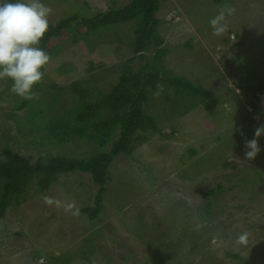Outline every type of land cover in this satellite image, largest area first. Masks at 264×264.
<instances>
[{
	"label": "rangeland",
	"instance_id": "1",
	"mask_svg": "<svg viewBox=\"0 0 264 264\" xmlns=\"http://www.w3.org/2000/svg\"><path fill=\"white\" fill-rule=\"evenodd\" d=\"M129 1L43 0L52 9L49 23ZM159 2L158 32L168 48L160 61L163 70L205 87L216 104L206 108L203 99L188 97L196 104L181 112L182 102L152 96L144 108L164 135L148 133L131 154L116 157L98 217L73 214L93 201L97 186L90 175H60L47 190L31 189L26 201L6 209L0 218V264H264V135L256 138L261 149L256 157L245 158L246 141L264 126V90L241 92L251 77L243 76L253 74L260 60L264 0ZM226 7L234 9L229 28L213 35L209 21ZM133 26L105 27L77 42L73 34L81 27L75 26L50 40V61L36 93L43 119L74 103L68 87L73 81L98 92L116 83L134 55ZM145 56L132 68L143 66L152 52ZM257 73L252 82L262 78L264 86V68ZM11 86L10 79H0V159L22 154L35 163L49 153L84 157L96 147L82 139L50 144L45 132L28 122L29 107L15 108L21 97ZM58 90V100L49 106ZM210 189L215 193L208 194ZM70 203L75 207L67 209ZM244 232L249 237L242 246L237 237Z\"/></svg>",
	"mask_w": 264,
	"mask_h": 264
},
{
	"label": "trees",
	"instance_id": "2",
	"mask_svg": "<svg viewBox=\"0 0 264 264\" xmlns=\"http://www.w3.org/2000/svg\"><path fill=\"white\" fill-rule=\"evenodd\" d=\"M225 1L212 0L214 4H224ZM112 3L105 11L92 16L85 17L80 15L81 13H72L49 23L48 31L37 46L43 48L51 57L52 51L47 47L50 40L67 35L75 26L81 27L73 34L72 39L77 42L79 36H87L105 27L131 22L134 24V38L131 43L134 55L126 61L116 83L111 85L107 92H98L79 80L71 82L68 87L76 97L74 103L62 114L49 117L47 120L43 119L45 114L40 109L41 101L37 98L33 100L21 98L15 104V108L19 110L29 107L28 122L33 124L32 128L42 129L45 132L44 138L50 144L64 145L82 139L94 142L97 144L96 147L84 157L67 153H49L40 156L35 163H30L22 154H9L1 158L0 218L4 216L9 206L26 201L31 189L45 191L60 175L78 171L89 174L97 186L92 203L79 208L80 213L90 220H95L103 210L109 169L116 157L120 154H131L136 144L146 141L148 133L164 135L157 119L144 108L151 97L156 96L154 93L158 90L157 85L163 88L159 96L177 105L182 102L179 105L183 107L181 112L190 107L194 108L196 104L188 102V97L203 99L201 102L206 108L214 107L216 104V100L211 98L209 90L205 87L192 83L186 77H177L163 70L160 61L168 53V48L164 47V39L158 32L161 23L156 16L160 6L159 0H130L118 5ZM258 40L260 60L253 74L243 76L245 79L251 76L250 81H246V85L243 86L241 91L243 93L253 88L255 93L264 90L262 78L255 81L256 83L252 82L253 76L255 78L258 76L255 72L264 68V35ZM146 52H152V56L143 66L133 69L131 64L136 58H146ZM33 91L35 93L41 91L38 84L34 85ZM59 96L58 90L52 99L47 100V102L52 100L49 106L57 101ZM40 120L41 123L37 125ZM205 123L212 129L211 121ZM108 143L110 146L103 149ZM215 189H210L207 193L214 194Z\"/></svg>",
	"mask_w": 264,
	"mask_h": 264
},
{
	"label": "clouds",
	"instance_id": "3",
	"mask_svg": "<svg viewBox=\"0 0 264 264\" xmlns=\"http://www.w3.org/2000/svg\"><path fill=\"white\" fill-rule=\"evenodd\" d=\"M233 12V8L226 7L209 21L213 35L220 36L228 30L227 17ZM51 14L52 9L43 0H0V79H10L11 92L25 100L36 98L33 87L41 82L43 68L50 61V55L37 45L49 29ZM157 89L154 95L159 96L163 88L157 85ZM261 135H264V126L258 127L254 138L246 141V159L251 160L260 152L256 138ZM45 199L52 203L49 198ZM74 207V203L66 206L67 209ZM73 214H79V209ZM248 237L247 232L241 233L237 242L246 245Z\"/></svg>",
	"mask_w": 264,
	"mask_h": 264
}]
</instances>
